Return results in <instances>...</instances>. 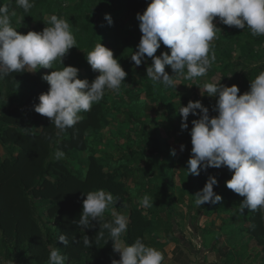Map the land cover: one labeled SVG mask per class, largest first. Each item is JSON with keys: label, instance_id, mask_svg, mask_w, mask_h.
Masks as SVG:
<instances>
[{"label": "clouds", "instance_id": "1", "mask_svg": "<svg viewBox=\"0 0 264 264\" xmlns=\"http://www.w3.org/2000/svg\"><path fill=\"white\" fill-rule=\"evenodd\" d=\"M15 3L24 12L34 6L32 0H15ZM13 17L17 24L24 20L15 10L10 11L7 4L0 5V79L12 73L53 69V64L59 61L62 69L42 75L49 89L39 96V103L34 106L35 112L47 117L58 130L57 136L74 127L81 120V113L90 112L93 105L104 98L106 90L119 93L128 73L114 57L113 50L97 43L87 52L88 64L99 75L92 81L81 79L77 67L64 64L65 56L77 43L73 26L66 18L52 14L43 20L46 27L42 31L21 34L12 24ZM104 18L109 25L113 23L110 14H105ZM136 19L142 36L137 50L130 56L131 61L140 66L151 58L146 76L165 87L176 88L174 77L193 80L206 76L215 63L211 42L221 30L217 19L229 27L247 28L254 37L264 36V0H150ZM162 44L170 54L164 51L156 55ZM167 67L173 74L166 71ZM199 87L201 95L206 93L217 98L213 109L217 115L210 116L209 108L199 100H190L179 109L182 130L188 129L190 114L199 117L191 121L188 176H199L201 170L210 167H227L232 173L231 179L226 181L227 188L243 197L240 211L264 213V71L250 80V88L243 94L235 84L205 82ZM185 147L181 145L180 150ZM171 155H176L175 149L171 150ZM64 156L63 150L58 149L54 158L60 160ZM217 185V178L210 175L203 189L196 193L195 204L220 202L222 196L214 191ZM82 196H86L82 212L73 223L88 230L97 222V242L107 232L113 251L120 256L112 259L111 264H163L162 251L145 244L142 238L137 237L131 244L124 242L122 237L127 233L129 220L113 207L117 200L111 192L99 189L83 192ZM152 204L149 195L140 200L143 208H150ZM110 208L112 219L105 222L104 213ZM82 241L85 247L92 246L88 235H84ZM59 242L69 243L64 234L59 236ZM0 264L13 262L0 258ZM47 264H65L59 248L49 249Z\"/></svg>", "mask_w": 264, "mask_h": 264}, {"label": "rangeland", "instance_id": "2", "mask_svg": "<svg viewBox=\"0 0 264 264\" xmlns=\"http://www.w3.org/2000/svg\"><path fill=\"white\" fill-rule=\"evenodd\" d=\"M34 1L32 0L35 5ZM97 2L98 0H55L53 13L43 12V20L52 14L66 18L73 26L74 35L78 31V14L100 18L106 35L115 37L118 42L116 48L109 43H106V47L113 50L114 57L128 73L119 93L107 91L99 102L104 105V117L101 128L88 135L89 148L76 152L75 158L64 156L61 160H65L73 172L85 174L89 157L95 155L103 161L107 173L119 176L118 181L126 185L127 195L113 207L126 215L128 220L131 210L138 209L153 222V227L146 234L147 245L162 251L165 257L163 264H201L202 261L206 264H218L223 260L230 261V264H264V249L248 232L250 225L244 219V211L241 212L237 205L229 206L224 200L222 192L226 181L232 176L227 167L208 168L202 187L196 189V193L202 190L208 177L215 176L218 185L214 186V191L222 196V200L217 204H195L196 193L190 192L186 180L187 162L192 148L191 121L199 117H189L188 129L182 130V117L178 113L180 107L186 106L190 100H199L209 108L210 116L217 115L213 111L217 98L209 97L206 93L201 95L199 86L202 87L205 82L238 85L240 94L248 91L250 80L264 71V36L254 37L247 28L242 30L229 27L217 19V26L221 30L211 42L216 61L207 75L193 80L174 77L177 81L176 88L165 87L149 79L153 86V91L150 92L134 71L147 68L151 64V58L136 66L130 57L137 50L142 36L136 19L137 13L131 12L124 20H115L111 11L115 7H106L104 11L97 13ZM3 4H7L10 11L15 10L18 16H23L24 20L33 21L30 13L34 11V6L24 12L16 5L15 0H0V5ZM105 14L111 15V25L105 20ZM13 18L12 20H16V17ZM161 51L162 48L158 49L156 55H160ZM82 60H86V55L71 49L64 58V64L78 68L79 61ZM62 67L57 61L53 64V69L41 68L30 73L42 78L43 74ZM78 69L81 78L85 71ZM166 71L173 74L170 67ZM97 75L98 72L94 77ZM18 89L20 93L15 100L16 106L23 102L30 88L19 84ZM7 100V84L4 79H0V113L6 111ZM61 138L62 136L53 145V158ZM181 145L186 146L183 151L180 150ZM172 149L176 150L175 156L171 155ZM12 154H15V150L0 142L2 158L7 159ZM144 195L152 197V207L140 206ZM50 206L49 202L33 198L34 217L40 227L44 231L56 232L58 218L50 215ZM107 216H111V208L105 211L104 217ZM178 232L183 235L181 239ZM125 236L126 234L122 237L123 240ZM47 243L49 248H58L53 242ZM188 243L192 244V250ZM3 244L0 231V258L11 260L14 264H37L29 254H25L26 258H23L21 254L8 253ZM241 249L243 254L239 255Z\"/></svg>", "mask_w": 264, "mask_h": 264}, {"label": "trees", "instance_id": "3", "mask_svg": "<svg viewBox=\"0 0 264 264\" xmlns=\"http://www.w3.org/2000/svg\"><path fill=\"white\" fill-rule=\"evenodd\" d=\"M55 0H35L33 21L23 20L12 24L21 34L29 31H42L45 28L43 12L53 13ZM150 0H98V10L111 9L115 20H124L128 13H143ZM14 19V18H13ZM78 31L76 32V47L72 48L86 55L93 50L97 43L111 44L114 48L118 42L115 37L107 36L103 30L101 19L89 18L80 13L76 16ZM18 25L19 28H18ZM129 42L131 40H128ZM162 52L170 51L163 44ZM78 68L84 69L85 75L81 79L92 81L94 72L87 60L79 61ZM134 73L143 80L145 88L152 92L153 86L146 76V68L135 70ZM7 84V109L0 113V142L15 150V154L3 159L0 155V231L3 235V246L12 255L29 254L33 262L46 264L49 257L48 243L58 245L60 253L65 257L66 264H111L112 259H119L118 253L113 251L112 242L107 232L98 242L95 237L99 231V224L94 228L83 229L77 227L73 221L78 220L82 212V193L104 189L113 194L117 202L127 195L126 185L118 181L117 174H109L105 170L102 160L92 155L88 159L86 173L73 172L65 160L53 158V145L59 140L57 150H63L67 158H75L76 152L89 148L88 135L96 132L102 126L104 105L94 104L90 112H84L82 119L72 128L59 136L57 129L50 120L35 112L34 106L39 103V96L49 89V85L40 76L30 72L12 73L4 78ZM24 84L30 89L23 102L16 106L15 100L19 96L18 85ZM107 92V90H106ZM105 92V93H106ZM193 116L192 114L189 117ZM206 171L201 170L199 176L189 175L186 182L191 193H196L202 187ZM224 200L230 205L240 207L243 197L228 189L222 192ZM33 198L50 203V215L58 218V230L51 232L43 230L34 217ZM244 219L249 223L248 232L256 238L264 249V214L257 211L244 210ZM110 221L112 216L103 217ZM153 227L142 211L133 209L129 215V224L125 243L131 244L137 237L147 244L146 234ZM66 235L69 243L63 245L59 236ZM88 235L92 239V246L85 247L82 237ZM179 239L183 237L178 232ZM47 238V239H46ZM109 241V242H108ZM192 250V244L188 243ZM243 254V249L239 250ZM264 257V256H263ZM14 264V263H13ZM201 264H206L202 261ZM218 264H230L221 261Z\"/></svg>", "mask_w": 264, "mask_h": 264}, {"label": "crops", "instance_id": "4", "mask_svg": "<svg viewBox=\"0 0 264 264\" xmlns=\"http://www.w3.org/2000/svg\"><path fill=\"white\" fill-rule=\"evenodd\" d=\"M223 261H226V260H223Z\"/></svg>", "mask_w": 264, "mask_h": 264}]
</instances>
